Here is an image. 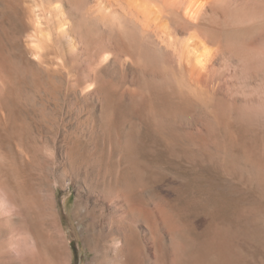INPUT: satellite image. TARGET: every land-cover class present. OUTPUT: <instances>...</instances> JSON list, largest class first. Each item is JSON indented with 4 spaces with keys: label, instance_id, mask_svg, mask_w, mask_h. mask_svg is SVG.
I'll list each match as a JSON object with an SVG mask.
<instances>
[{
    "label": "rangeland",
    "instance_id": "obj_1",
    "mask_svg": "<svg viewBox=\"0 0 264 264\" xmlns=\"http://www.w3.org/2000/svg\"><path fill=\"white\" fill-rule=\"evenodd\" d=\"M223 2L198 29L214 52L194 88L170 51L128 54L70 3L59 34L50 0H0V259L17 235L46 262L52 203L67 264H90L77 201L118 180L150 217L149 264H264V0Z\"/></svg>",
    "mask_w": 264,
    "mask_h": 264
},
{
    "label": "bare ground",
    "instance_id": "obj_2",
    "mask_svg": "<svg viewBox=\"0 0 264 264\" xmlns=\"http://www.w3.org/2000/svg\"><path fill=\"white\" fill-rule=\"evenodd\" d=\"M223 1L224 0H50V5L55 9L56 15H59L57 25L55 26L56 29L61 31L59 34H66L65 32H67L64 28L66 24L63 23L64 21H61V17H63V9L69 6L70 3L73 10L82 12V20L108 32L111 44L116 47L119 45L124 47V52L128 54L132 55L136 52L142 54H148L150 52L165 54L167 51H170L174 62L179 69L185 72L187 78H189L191 82V86L196 88L200 86V77L212 62L214 52L203 38L200 39L201 36L199 38L198 29L207 24L212 17L219 14V6L221 5L220 8L223 9L226 5H223V3H225ZM226 3L232 6L229 2ZM225 7L229 9L228 6ZM223 11L222 13L225 15ZM227 11L228 10H225V13H227ZM223 15H220L221 17L217 15V17H220L219 19L222 20L221 18ZM228 18L225 19L227 23ZM235 21L238 22V19ZM238 23L240 24V22ZM217 25L219 26V24ZM223 26L227 30L230 24H224ZM233 27L235 28L234 23ZM79 35H81V33ZM40 39L45 42H51L55 38L53 39V34L50 29L41 27ZM69 43H71V41ZM88 51L90 50L88 49ZM102 51L105 55L102 57L106 64L113 68L116 67L118 64V59L116 57L120 56H117L118 54H116L113 47H102ZM136 54L138 55V53ZM246 78H250V76L246 75ZM7 80V68L0 55V93L3 91V86ZM10 183L5 184V193L12 199L20 198L22 196V194H20L21 191L18 190L19 194H16L17 191L14 189L15 186L12 187ZM46 185L49 192H51L52 184L49 182ZM37 189L38 187H31V198L37 199L41 203V196ZM135 192L132 185L125 183L123 185L122 182L116 180L105 188L101 195V199L93 198V196L86 198L80 196L78 199L75 212L76 214H81L84 219L86 218L85 241L94 254L93 261H91L90 264L150 263L148 241L154 239L150 217L147 215L145 209H140L137 206L135 202ZM10 198L9 200L11 201ZM38 201H36V203L40 204ZM140 201L144 206L148 205V202L144 198H141ZM40 214L47 216L49 220H51L52 226L55 228L53 232L50 230L47 218V220H43L44 231L38 234L46 245L48 254L46 262L38 256V252L28 247L26 236L22 239V236L13 235L10 238V247L3 252L0 264H67V253L65 252L66 249L62 241L58 223L56 222V213L53 204L51 203L49 210H44L42 208ZM8 216L6 218H9L8 221L10 224L18 222V217L15 214ZM45 225L47 226L45 227ZM38 235L36 234L34 237L36 238V249H39Z\"/></svg>",
    "mask_w": 264,
    "mask_h": 264
}]
</instances>
